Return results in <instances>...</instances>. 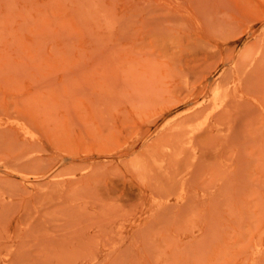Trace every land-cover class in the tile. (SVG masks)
<instances>
[{
	"label": "rangeland",
	"instance_id": "1",
	"mask_svg": "<svg viewBox=\"0 0 264 264\" xmlns=\"http://www.w3.org/2000/svg\"><path fill=\"white\" fill-rule=\"evenodd\" d=\"M0 264H264V0H0Z\"/></svg>",
	"mask_w": 264,
	"mask_h": 264
}]
</instances>
